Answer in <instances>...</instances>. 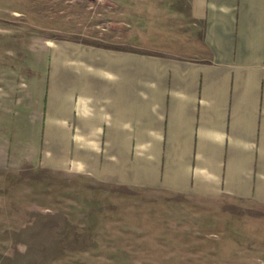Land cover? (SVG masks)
I'll return each mask as SVG.
<instances>
[{
    "label": "crops",
    "instance_id": "1",
    "mask_svg": "<svg viewBox=\"0 0 264 264\" xmlns=\"http://www.w3.org/2000/svg\"><path fill=\"white\" fill-rule=\"evenodd\" d=\"M128 5L151 42H59L35 67L6 52L2 164L70 175V193L264 203V0Z\"/></svg>",
    "mask_w": 264,
    "mask_h": 264
},
{
    "label": "rangeland",
    "instance_id": "2",
    "mask_svg": "<svg viewBox=\"0 0 264 264\" xmlns=\"http://www.w3.org/2000/svg\"><path fill=\"white\" fill-rule=\"evenodd\" d=\"M122 2L0 0V87L9 50L35 67L59 42H151L158 23L135 21V6ZM58 177L57 185L53 172L9 168L0 157V264H264L262 202L70 193L71 176Z\"/></svg>",
    "mask_w": 264,
    "mask_h": 264
}]
</instances>
